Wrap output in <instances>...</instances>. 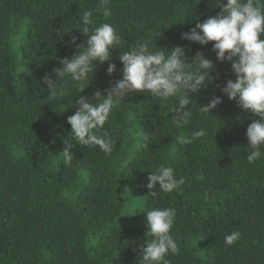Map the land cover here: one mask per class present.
<instances>
[{
	"label": "trees",
	"instance_id": "trees-1",
	"mask_svg": "<svg viewBox=\"0 0 264 264\" xmlns=\"http://www.w3.org/2000/svg\"><path fill=\"white\" fill-rule=\"evenodd\" d=\"M98 4L0 0V264H142L146 211L153 207L177 212L171 231L180 254H170V264H264V157L249 164L246 150L247 127L259 117L216 87L235 75L231 62L216 60L214 42L181 38L220 11L216 0H111L107 21ZM88 10L95 24L118 29L124 47L114 49L110 61L93 62L83 92L72 88L66 95L58 88L50 95L43 77L54 78L58 58L75 54L73 35L77 45L84 42L75 27ZM150 31L162 33L155 48L182 46L189 62L203 51L218 78L190 94L192 118L180 128L172 123L174 100L160 104L142 91L126 96L104 126L116 140L111 156L74 142L68 160L62 138L71 134L67 117L77 110L75 99L106 94L122 78L120 52ZM109 63L116 65L112 74ZM213 96L222 102L209 115L200 113ZM202 127L203 138L179 142ZM161 164L185 184L152 198L147 177ZM233 231L241 239L226 246L224 237Z\"/></svg>",
	"mask_w": 264,
	"mask_h": 264
},
{
	"label": "clouds",
	"instance_id": "clouds-1",
	"mask_svg": "<svg viewBox=\"0 0 264 264\" xmlns=\"http://www.w3.org/2000/svg\"><path fill=\"white\" fill-rule=\"evenodd\" d=\"M110 3L111 0H99L96 8L105 21L113 14ZM214 7L220 8L215 16L196 22L194 27L181 34V38L200 45L214 42L212 50L216 60L231 62L235 80L227 79L222 87L219 84L216 87L229 99H237L240 108L259 117L246 130L247 162L253 164L264 157L261 150L264 147V0H216ZM92 17V10L79 16V26L75 28L84 35V42L77 45L78 37L73 35L70 43L77 47L75 54L71 58H58L60 66L52 69L54 78L51 73L43 77L50 95L54 96L58 88L66 95L71 93L72 88L78 94L83 92L90 82L93 62L99 60L103 64L110 61L113 50L124 47L116 27L108 22L97 25ZM161 35V31H150L147 39H141L130 50L120 52L118 59L123 64L122 78L111 84L105 90L106 94L97 90L91 97L78 95L75 99L77 110L67 117L71 134L62 138L68 160L74 142L98 147L111 156L116 140L104 126L125 97L138 91L149 94L160 104L174 100L170 109L174 127L180 128L190 122L192 111L191 107H187L192 101L190 94L206 88L218 78L212 74L214 62L203 51H198L189 62L182 46L167 51L163 47L155 48L156 38ZM115 69L114 63L108 64L109 74ZM221 102L220 96H213L208 103L200 105L199 112L209 115ZM205 135L206 129L202 127L194 131L190 138L181 137L179 142L191 144ZM144 140L143 146L147 148L149 138L145 136ZM147 181L148 194L152 198H163L161 194L172 193L185 184L183 176L177 177L173 167L163 164L150 170ZM176 216V209L172 207H153L146 211L147 241L141 250L142 264H170L167 257L180 254L171 231ZM241 235L240 231L226 234L225 245L237 243Z\"/></svg>",
	"mask_w": 264,
	"mask_h": 264
}]
</instances>
